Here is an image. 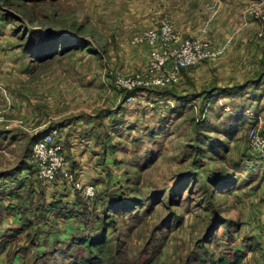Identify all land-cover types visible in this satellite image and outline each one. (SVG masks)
Returning a JSON list of instances; mask_svg holds the SVG:
<instances>
[{
    "label": "rangeland",
    "instance_id": "obj_1",
    "mask_svg": "<svg viewBox=\"0 0 264 264\" xmlns=\"http://www.w3.org/2000/svg\"><path fill=\"white\" fill-rule=\"evenodd\" d=\"M166 18L169 49L221 53L161 84L133 38ZM88 225L102 264H264V0H0V264H51Z\"/></svg>",
    "mask_w": 264,
    "mask_h": 264
},
{
    "label": "built area",
    "instance_id": "obj_2",
    "mask_svg": "<svg viewBox=\"0 0 264 264\" xmlns=\"http://www.w3.org/2000/svg\"><path fill=\"white\" fill-rule=\"evenodd\" d=\"M177 31L172 19L166 18L159 23L158 28L147 29L133 38V43L147 44L153 48L152 68L162 73L157 83L167 84L177 80L182 67L196 64L207 56L221 53V51L211 50L207 45L201 46L191 41H185L181 46L169 49V46L179 40ZM55 134L54 129L42 132L39 140L40 147L37 149L40 155L38 177L47 182L53 181L59 171L65 170V173H68L65 166L66 158L63 154L64 146L55 139Z\"/></svg>",
    "mask_w": 264,
    "mask_h": 264
},
{
    "label": "trees",
    "instance_id": "obj_3",
    "mask_svg": "<svg viewBox=\"0 0 264 264\" xmlns=\"http://www.w3.org/2000/svg\"><path fill=\"white\" fill-rule=\"evenodd\" d=\"M230 187L231 184L228 183L225 187H223V192H228L230 190ZM54 206L57 208V211L61 214H64V216H70V213L71 216H74L75 213H81L82 217L80 218H82V220L86 219L87 221H89V215H86L88 212H76L78 210L77 207L70 206L63 200H57ZM111 210L113 211V209ZM100 212H103V208ZM97 215L99 216L98 213ZM89 231L90 226L88 225V229L83 232L77 233L79 235L75 238H72L73 245H69L68 247H66L67 249L60 250V248H62L60 247V245L51 246L49 248V252L51 254V264H102V256L98 250L101 249V251H103L105 249L104 245H100V243L103 241L105 233H103L102 235H90L88 233ZM77 234H75L74 236H76ZM73 249H75L74 252L76 253L72 251ZM45 252L46 246L45 249L40 250V253L42 254ZM12 254L13 255L10 258L9 264H13L14 258L17 257L16 250H14ZM215 257H217L218 259L217 261H213L212 264H247L246 257H248V253H246V251L241 248H233V250L227 253L222 252L221 257H218L217 255H215ZM40 261H42L41 256L37 257L34 263H38ZM205 262L206 261H204L203 263ZM44 264H46V261L44 262Z\"/></svg>",
    "mask_w": 264,
    "mask_h": 264
},
{
    "label": "crops",
    "instance_id": "obj_4",
    "mask_svg": "<svg viewBox=\"0 0 264 264\" xmlns=\"http://www.w3.org/2000/svg\"><path fill=\"white\" fill-rule=\"evenodd\" d=\"M250 254V250H249V252H248V255ZM19 256V255H18ZM18 256L16 257V259L15 260H18L17 258H18ZM18 264H22L21 262L20 263H18Z\"/></svg>",
    "mask_w": 264,
    "mask_h": 264
}]
</instances>
